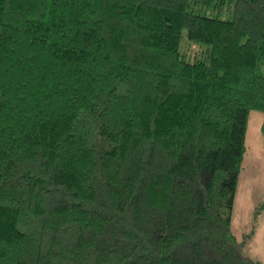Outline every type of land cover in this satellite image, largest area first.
<instances>
[{"label": "trees", "instance_id": "16d2710c", "mask_svg": "<svg viewBox=\"0 0 264 264\" xmlns=\"http://www.w3.org/2000/svg\"><path fill=\"white\" fill-rule=\"evenodd\" d=\"M262 67L264 0H0V264H261Z\"/></svg>", "mask_w": 264, "mask_h": 264}, {"label": "rangeland", "instance_id": "374dc122", "mask_svg": "<svg viewBox=\"0 0 264 264\" xmlns=\"http://www.w3.org/2000/svg\"><path fill=\"white\" fill-rule=\"evenodd\" d=\"M264 71V67L261 68ZM264 112L250 111L245 133V152L238 174L235 199L231 213L233 233L244 243V256L264 264V139L261 124Z\"/></svg>", "mask_w": 264, "mask_h": 264}, {"label": "crops", "instance_id": "0c3cea01", "mask_svg": "<svg viewBox=\"0 0 264 264\" xmlns=\"http://www.w3.org/2000/svg\"><path fill=\"white\" fill-rule=\"evenodd\" d=\"M233 231V230H232Z\"/></svg>", "mask_w": 264, "mask_h": 264}]
</instances>
